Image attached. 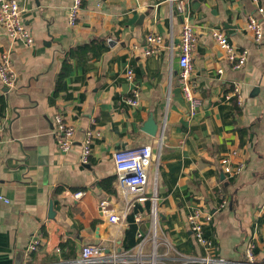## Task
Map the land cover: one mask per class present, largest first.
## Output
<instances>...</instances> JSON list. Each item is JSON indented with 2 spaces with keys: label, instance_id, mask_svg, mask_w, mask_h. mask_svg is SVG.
<instances>
[{
  "label": "crops",
  "instance_id": "1",
  "mask_svg": "<svg viewBox=\"0 0 264 264\" xmlns=\"http://www.w3.org/2000/svg\"><path fill=\"white\" fill-rule=\"evenodd\" d=\"M19 2L35 41L10 39L0 25V52L10 50L16 73L14 87L0 81V194L10 199H0V264H80L86 243H100L110 253L134 251L138 232L150 230L156 176L161 234L176 249L166 253L161 244L157 264H203L181 258L192 254L250 264L248 245L255 262L264 264V38L256 43L248 27L249 16L259 15L254 0L190 1L198 34L194 86L201 100L194 115L180 86L177 56L170 54L182 19L172 16L169 0H85L74 26L68 15L73 0ZM213 29L249 50L242 68L227 61ZM151 32L166 42L146 55L142 46ZM95 38L102 41L99 56L75 60L64 91L56 94L64 52ZM129 67L133 81L126 76ZM235 85L242 105L227 96ZM134 88L138 105L127 102ZM60 110L76 129L67 153L53 133ZM150 115L159 125L156 135L143 129ZM89 127L101 134L82 164L81 140ZM144 144L154 146L159 166L152 162L143 190H127L117 180L114 153ZM230 156L233 167L243 165L235 175L223 169ZM194 208L212 214L204 223L211 247L198 243L189 228ZM124 211V223L109 221L107 212ZM36 236L41 243L30 251Z\"/></svg>",
  "mask_w": 264,
  "mask_h": 264
},
{
  "label": "built area",
  "instance_id": "2",
  "mask_svg": "<svg viewBox=\"0 0 264 264\" xmlns=\"http://www.w3.org/2000/svg\"><path fill=\"white\" fill-rule=\"evenodd\" d=\"M191 0H169L172 16L178 14L182 19V29L180 41L175 44L171 35L169 41V49L171 58L177 56L179 65V82L183 93L188 100L190 113L196 114L201 106V100L195 93L194 86V64L193 56L198 44V34L191 21ZM84 0H73L69 9V23L74 26L78 22L80 11ZM257 4L259 15L252 14L248 19V27L254 33L256 43H260L264 38V2L254 0ZM0 25L4 28L5 33L10 39H21L26 44L34 43L35 38L31 28L26 24L23 17V9L19 0H0ZM212 36L222 49L227 61L234 69L242 68L248 59L249 50L240 49L235 46L228 35L221 29H213ZM166 38L164 35L156 32L149 33L143 44V52L146 55L157 54L164 46ZM222 71V69H219ZM126 76L133 81L135 71L133 67L126 70ZM0 81L6 87H14L16 84V73L11 52L9 49L0 52ZM140 92L137 88L132 89L127 97V102L131 105L139 104ZM228 97L236 99L239 105H242L243 98L239 85H235L233 90L227 94ZM95 123V120H93ZM3 126L0 124V142L2 141ZM53 133L61 151L69 152L75 144L76 129L68 121L64 113L60 110L54 115ZM101 134L95 127L86 129L83 139L81 140V157L82 164L89 162L93 142L96 137ZM162 138L158 141L157 150L160 151ZM159 166V154L154 151L152 144H144L136 147L117 150L114 153V162L116 167L117 180L121 186L127 190L139 191L143 190L150 179L149 167L152 162ZM223 169L225 172L235 175L243 169V165L233 167L231 156L223 160ZM157 176L154 177V190L151 196L152 204L150 209L151 226L147 233L138 232L139 244L133 250L108 252L106 247L100 243H86L81 248V255L77 259L80 264H157L159 260L158 250L161 244L166 247V253L176 250L171 240L162 236L160 229L161 215L158 207L157 194ZM82 193H77L80 197ZM0 199L9 202L10 199L0 194ZM102 208H106V202H102ZM107 211V210H106ZM127 211L123 213L107 212L110 222L124 223ZM140 215L137 216L139 220ZM212 219V214L203 212L198 208L192 209L187 215V223L191 229L196 241L205 247L213 246V241L204 233V223ZM41 243V237L36 236L29 245L30 251L36 250ZM150 243L151 250L147 251L146 246ZM245 256L250 264L256 263V257L252 245H248L245 249ZM181 258L187 263L203 264H227V262L217 255L198 254L181 255ZM263 264V263H259Z\"/></svg>",
  "mask_w": 264,
  "mask_h": 264
},
{
  "label": "trees",
  "instance_id": "3",
  "mask_svg": "<svg viewBox=\"0 0 264 264\" xmlns=\"http://www.w3.org/2000/svg\"><path fill=\"white\" fill-rule=\"evenodd\" d=\"M101 42V39L95 38L89 42L73 46L69 50L64 52L60 70L56 75V94H60L64 91L65 79L72 72L74 68V61L76 60L77 62H82L84 60L94 59L98 57L100 54Z\"/></svg>",
  "mask_w": 264,
  "mask_h": 264
},
{
  "label": "water",
  "instance_id": "4",
  "mask_svg": "<svg viewBox=\"0 0 264 264\" xmlns=\"http://www.w3.org/2000/svg\"><path fill=\"white\" fill-rule=\"evenodd\" d=\"M158 128V123L155 121L153 115H150L148 120L145 122V125L143 126L144 131L148 132L151 135H156L158 132Z\"/></svg>",
  "mask_w": 264,
  "mask_h": 264
}]
</instances>
